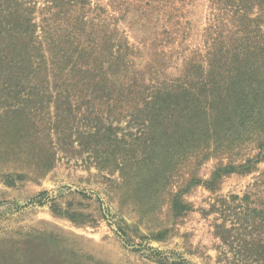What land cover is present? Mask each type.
Here are the masks:
<instances>
[{
	"label": "rangeland",
	"instance_id": "rangeland-1",
	"mask_svg": "<svg viewBox=\"0 0 264 264\" xmlns=\"http://www.w3.org/2000/svg\"><path fill=\"white\" fill-rule=\"evenodd\" d=\"M91 1L117 17L139 50L135 68L164 67L169 79L205 52L207 0H196L179 25H169V42L161 26L152 27L154 17L144 28L135 11ZM140 37L147 38L145 48ZM131 111L116 116L96 103L80 104L74 150H59L47 170L35 168L45 155L25 158L0 148V264H264V194L253 186L264 161L249 173L223 174L213 189L206 185L218 167L257 150L248 145L231 157L205 156L201 142L141 136ZM85 131L99 142L118 139L81 149ZM43 191V204L30 202Z\"/></svg>",
	"mask_w": 264,
	"mask_h": 264
},
{
	"label": "trees",
	"instance_id": "trees-1",
	"mask_svg": "<svg viewBox=\"0 0 264 264\" xmlns=\"http://www.w3.org/2000/svg\"><path fill=\"white\" fill-rule=\"evenodd\" d=\"M207 2L205 52L168 79L164 67L162 73L135 68L139 50L119 30L117 17L91 0H0V148L25 158L45 155L35 168L47 170L59 150H74V110L96 103L116 116L131 109L141 136L201 142L205 156L231 157L248 145L257 150L218 167L209 189L223 174L251 172L264 161V0ZM195 3L112 0L111 7L135 11L144 28L161 26L169 42V25H179L176 19ZM138 40L144 47L147 38ZM96 135L82 132L77 143L96 150L118 139L99 142ZM261 175L253 186L264 194ZM46 194L30 202L41 205Z\"/></svg>",
	"mask_w": 264,
	"mask_h": 264
}]
</instances>
